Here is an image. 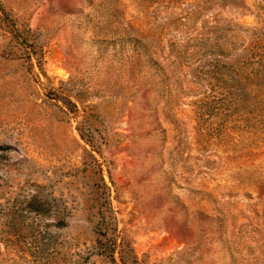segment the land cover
<instances>
[{
	"label": "rangeland",
	"instance_id": "1",
	"mask_svg": "<svg viewBox=\"0 0 264 264\" xmlns=\"http://www.w3.org/2000/svg\"><path fill=\"white\" fill-rule=\"evenodd\" d=\"M0 264H264V0H0Z\"/></svg>",
	"mask_w": 264,
	"mask_h": 264
},
{
	"label": "trees",
	"instance_id": "2",
	"mask_svg": "<svg viewBox=\"0 0 264 264\" xmlns=\"http://www.w3.org/2000/svg\"><path fill=\"white\" fill-rule=\"evenodd\" d=\"M16 31V36L22 38L26 42V38L23 37L22 33L18 31V29H15ZM29 210L32 212L37 213L38 215H44L47 214L48 212H51V210L54 207H51L50 204H45L40 201H38L35 197L29 202ZM63 225V223H62Z\"/></svg>",
	"mask_w": 264,
	"mask_h": 264
}]
</instances>
